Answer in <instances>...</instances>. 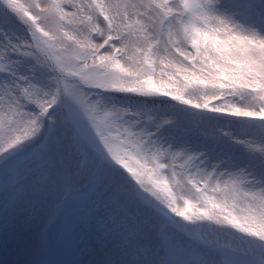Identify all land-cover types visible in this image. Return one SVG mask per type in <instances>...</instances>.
<instances>
[{
	"label": "snow or ice",
	"instance_id": "6c2138e0",
	"mask_svg": "<svg viewBox=\"0 0 264 264\" xmlns=\"http://www.w3.org/2000/svg\"><path fill=\"white\" fill-rule=\"evenodd\" d=\"M0 264H264V0H0Z\"/></svg>",
	"mask_w": 264,
	"mask_h": 264
},
{
	"label": "rangeland",
	"instance_id": "374dc122",
	"mask_svg": "<svg viewBox=\"0 0 264 264\" xmlns=\"http://www.w3.org/2000/svg\"><path fill=\"white\" fill-rule=\"evenodd\" d=\"M39 233V223L28 216H24L13 231L12 243L13 246L27 247L26 240L28 237L34 236L37 239ZM34 240V243L36 241Z\"/></svg>",
	"mask_w": 264,
	"mask_h": 264
},
{
	"label": "bare ground",
	"instance_id": "6f19581e",
	"mask_svg": "<svg viewBox=\"0 0 264 264\" xmlns=\"http://www.w3.org/2000/svg\"><path fill=\"white\" fill-rule=\"evenodd\" d=\"M35 239L36 238L34 236L28 237L27 240H26V246L30 247L32 244H34V240Z\"/></svg>",
	"mask_w": 264,
	"mask_h": 264
}]
</instances>
